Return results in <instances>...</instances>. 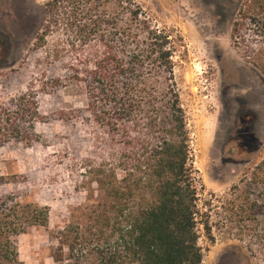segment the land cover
I'll return each instance as SVG.
<instances>
[{
	"label": "rangeland",
	"instance_id": "1",
	"mask_svg": "<svg viewBox=\"0 0 264 264\" xmlns=\"http://www.w3.org/2000/svg\"><path fill=\"white\" fill-rule=\"evenodd\" d=\"M47 1L0 0V103L32 98L42 117L34 143L0 148V195L49 209L45 227L18 239L22 264H100L115 237L111 204L96 181L120 172L88 113L83 75L70 70L81 65L65 53L52 58L64 37L35 47ZM131 2L174 47L202 264H264V76L253 56L264 39L247 25L232 35L247 1Z\"/></svg>",
	"mask_w": 264,
	"mask_h": 264
},
{
	"label": "trees",
	"instance_id": "2",
	"mask_svg": "<svg viewBox=\"0 0 264 264\" xmlns=\"http://www.w3.org/2000/svg\"><path fill=\"white\" fill-rule=\"evenodd\" d=\"M246 1L232 35L247 25L264 39V0ZM131 7V0L47 1L35 47L44 49L53 35L64 37L52 58L58 61L65 53L81 65L70 70L83 75L90 118L115 153L118 179L96 181L111 204L115 237L100 264H202L199 205L173 74L174 47L168 33L150 26L143 11ZM253 56L264 76V41ZM41 118L32 98L0 103V148L34 143L33 126ZM0 184H6L3 178ZM48 216V207L23 202L13 193L0 195V264H22L19 237L45 227ZM203 229L209 234L207 224Z\"/></svg>",
	"mask_w": 264,
	"mask_h": 264
}]
</instances>
